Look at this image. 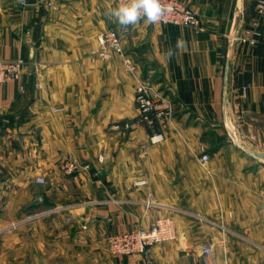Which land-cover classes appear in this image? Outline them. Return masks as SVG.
Instances as JSON below:
<instances>
[{"label": "crops", "instance_id": "0c3cea01", "mask_svg": "<svg viewBox=\"0 0 264 264\" xmlns=\"http://www.w3.org/2000/svg\"><path fill=\"white\" fill-rule=\"evenodd\" d=\"M18 1L0 0V58L27 62L0 84V264H264V159L247 153H264V15L256 44L236 39L257 0H181L199 32L124 28L106 14L116 0ZM106 29L121 33L133 72L92 54ZM138 79L173 105L159 144L145 146L144 125L124 127L139 116ZM67 159L89 169L65 174ZM159 216L174 240L108 252L110 234Z\"/></svg>", "mask_w": 264, "mask_h": 264}, {"label": "built area", "instance_id": "2783aa9c", "mask_svg": "<svg viewBox=\"0 0 264 264\" xmlns=\"http://www.w3.org/2000/svg\"><path fill=\"white\" fill-rule=\"evenodd\" d=\"M59 0H40V3L47 9L53 8ZM126 0H116L117 7ZM164 13L159 24H171L190 28L196 32L203 30L198 14L192 8L186 6L181 0H161ZM18 5L23 7L25 2L18 1ZM171 9L168 11V9ZM257 18L254 19L240 34L236 37L240 43L256 44V34L258 19L264 15V0H258L256 3ZM92 54L101 60L108 61L119 56L125 67L133 72L134 64L126 57L123 50V37L121 33L113 29H106L97 35L96 46ZM26 61L23 58L4 60L0 58V84L10 80L20 78ZM135 104L139 111V116L134 123H126V129L131 128L134 124L144 125L150 132L148 141L145 146L159 144L165 140L164 134L159 130L161 122L171 123L173 115V105L170 97L161 91L152 81L148 79H138L135 85ZM118 128V126H115ZM101 159V157H100ZM209 160L207 153L199 156L201 165H205ZM65 174H72L82 170L89 169L88 164H80L76 160L67 159L63 166ZM36 182L43 183V178H37ZM146 184L145 179L134 181L136 187ZM151 204L149 200L147 202ZM176 229L173 219L169 216H159L147 228L138 227L129 230L119 231L110 234L106 239L108 252L111 255L132 256L146 253L147 248L174 240ZM212 249L206 246L202 249L203 255H209ZM226 264V263H225Z\"/></svg>", "mask_w": 264, "mask_h": 264}, {"label": "clouds", "instance_id": "9594fccd", "mask_svg": "<svg viewBox=\"0 0 264 264\" xmlns=\"http://www.w3.org/2000/svg\"><path fill=\"white\" fill-rule=\"evenodd\" d=\"M170 10L169 8L168 11ZM163 13L161 0H126L120 6L109 9L106 14L115 17L120 26L127 28L141 20L145 23H158Z\"/></svg>", "mask_w": 264, "mask_h": 264}, {"label": "water", "instance_id": "95a60500", "mask_svg": "<svg viewBox=\"0 0 264 264\" xmlns=\"http://www.w3.org/2000/svg\"><path fill=\"white\" fill-rule=\"evenodd\" d=\"M240 1V0H238ZM247 153L250 157L255 159H264V153L263 152H250L247 150Z\"/></svg>", "mask_w": 264, "mask_h": 264}, {"label": "rangeland", "instance_id": "374dc122", "mask_svg": "<svg viewBox=\"0 0 264 264\" xmlns=\"http://www.w3.org/2000/svg\"><path fill=\"white\" fill-rule=\"evenodd\" d=\"M258 1V0H257ZM237 143H239V141H237ZM240 144V143H239ZM246 143L244 142V146H246L245 145ZM248 149L247 150H249V151H253V148L250 146V145H248V147H247ZM58 208H56V209H54V210H57Z\"/></svg>", "mask_w": 264, "mask_h": 264}]
</instances>
